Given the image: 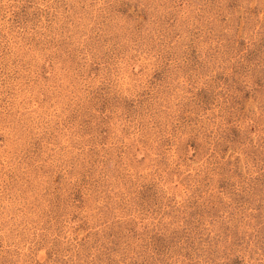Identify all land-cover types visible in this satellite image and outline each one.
Returning a JSON list of instances; mask_svg holds the SVG:
<instances>
[{"label": "rangeland", "instance_id": "rangeland-1", "mask_svg": "<svg viewBox=\"0 0 264 264\" xmlns=\"http://www.w3.org/2000/svg\"><path fill=\"white\" fill-rule=\"evenodd\" d=\"M0 264H264V0H0Z\"/></svg>", "mask_w": 264, "mask_h": 264}]
</instances>
